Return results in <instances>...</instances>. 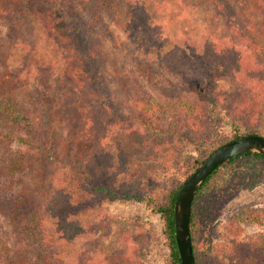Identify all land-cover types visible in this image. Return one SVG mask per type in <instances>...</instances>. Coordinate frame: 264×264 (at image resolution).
<instances>
[{
	"label": "trees",
	"instance_id": "trees-1",
	"mask_svg": "<svg viewBox=\"0 0 264 264\" xmlns=\"http://www.w3.org/2000/svg\"><path fill=\"white\" fill-rule=\"evenodd\" d=\"M123 1L130 9L128 21L136 24L128 33L134 43L164 47L172 42L168 29L159 23L161 16L165 18L162 9L171 0ZM229 1L227 8L224 0H204L201 8L212 14L203 20L208 36L203 38L201 53L192 44L187 52L171 43L159 61L170 75L185 79L199 73L192 55L201 65H220L222 72L215 78L226 77L234 84V92L216 90L202 96L192 89L187 94L173 89L163 105L136 86V75L110 74L100 39L90 37V26L101 22L100 13L112 10L115 1L0 0V31L4 19L21 14L32 31L47 34L60 56L55 68H36L33 80L6 77L0 67V140L26 148L24 153L0 155V214L20 231L13 245L0 237V264H135L141 259V247L132 240L129 244L125 235L120 256L109 257L99 250L112 224L127 226L124 219L106 210L97 223L82 224L76 218L101 209L105 199L118 198L142 203L160 216L166 264H181L174 226L180 187L219 146L242 136L264 137V125L255 128L258 120H264V0ZM78 30L84 31V43L77 38ZM132 55L139 66L147 61L135 52ZM24 64L28 68L29 56ZM110 78L127 107L125 113L115 107L117 96L108 87ZM218 105L228 108L231 123L247 115L253 128L241 130L234 125L228 137L221 129ZM164 124L170 133L166 141L144 135L146 128L153 129L154 135L164 133ZM184 135L197 156L177 167L173 164L176 139ZM27 151L41 163V169L33 165V188L23 179L15 180L25 168ZM142 151L159 163L156 167L161 172L177 170L183 179L163 184L160 193L159 181L139 174ZM263 177L264 155L247 152L225 160L205 178L191 206L189 232L195 264H224L208 263L209 248L202 246L209 235L203 225H213L224 203L239 189L254 188ZM239 214L228 225V264H264V239L248 243L239 239L242 224L264 223V209H244ZM131 229L134 236L141 231ZM63 242L71 246L63 250Z\"/></svg>",
	"mask_w": 264,
	"mask_h": 264
},
{
	"label": "rangeland",
	"instance_id": "rangeland-1",
	"mask_svg": "<svg viewBox=\"0 0 264 264\" xmlns=\"http://www.w3.org/2000/svg\"><path fill=\"white\" fill-rule=\"evenodd\" d=\"M112 1H115L112 10L103 9L100 13L101 22L98 21L96 24H92L89 30L91 38L95 36L100 39L99 44L106 53L108 72L110 74L114 75V72L122 71L136 75L139 80L136 86H141V89L146 90L153 102H159L163 105H165V101L173 89L180 91L182 94H187L186 90L192 89L202 96H210L216 90L234 92V84L226 77L215 78L216 74L222 72L220 65H201V60L192 55L200 67L199 73L193 78H190V74L188 79H185L184 75L181 78L170 75L161 61H159L163 53L168 51L167 49L170 48L171 43H177L187 52L190 51V45L192 44L196 47L198 54L201 53L203 38L208 36L203 20L210 19L212 14L207 8H201L204 0H171L170 5L162 9L161 12L165 13V18L161 16L159 23L168 29L170 38L172 36V42L164 47L157 45H146L143 47L136 42L134 43L128 33L131 29H135L136 24L127 19L130 12L128 5L123 0ZM224 2L227 8H230V1L224 0ZM82 7L83 5L79 6L78 3V9L82 10ZM90 8L89 6L87 7V9ZM77 36L81 43L85 42L84 31L78 30ZM132 52L145 58L147 60L145 64L139 66ZM27 56H29L28 68L24 64ZM59 59V50L55 47L53 41L47 34L32 31L21 14L2 21L0 31V67L5 72L6 77L13 79L28 77L33 80L32 74L36 68L41 65L55 68L59 63ZM108 82H110L108 87L112 91V95L117 96L115 107L118 106L122 113H125L127 107L121 102L122 97L117 84L111 81V78ZM216 113L222 118L221 129L228 137L231 136L234 125L241 130L253 128L250 126L251 123L247 115L231 123L228 116L229 110L225 106L218 105ZM263 125L264 120H258L255 128L261 129ZM143 130H146L144 134L146 137L155 136L156 139L152 138L160 143L166 141L167 134L170 135L169 131H166L167 126L165 124L164 129H162L164 133L158 131L154 135L151 128ZM188 141V135L178 136L176 139L177 146L173 164L177 167H181L186 160L197 156L194 146ZM0 143V155L3 153L5 156L6 154H20L26 150L23 146H14L12 140L10 142L5 138L0 140ZM138 158L140 163L139 174L159 181L160 193L163 192V184L179 182L183 179L177 170L161 172L160 168L156 167V164L158 165L159 163L153 157L150 158L144 151L139 153ZM23 162L25 168L23 172L15 176V180L23 179L24 182L31 183V188H33V165L35 164L38 169H41V163L34 154L28 153V151L23 157ZM250 208L256 210L264 209V177L259 180L254 188L239 189L233 197L224 203L213 225H203V230L209 235L207 236V242H203L202 246L203 248H209L206 254L208 263L215 260L224 264L230 262L229 222L232 217H239L241 215H238V213ZM103 210L108 211L113 216L124 219L127 226L123 223H114L110 226L108 233L101 238L99 246L101 253L109 257L120 256L125 248V243L121 242V236L125 235L128 237L129 244L132 240V243L137 242L136 244L141 247V259L135 264H166L168 250L162 233V220L157 213L146 208L142 203L118 198L114 200L105 199L101 203V209L79 214L76 218L82 224L97 223ZM45 227L50 229L48 223L45 224ZM133 227L141 228V231H138L140 232L138 236H134V231L131 229ZM241 228L242 232L239 235V239L242 242L248 243L255 242L261 238L264 239V223L261 225L245 223L241 225ZM18 232L20 231L14 230L8 224L7 219L0 214V237L13 245L15 242L14 237H17L15 234ZM62 246L64 250L71 245L68 242H63Z\"/></svg>",
	"mask_w": 264,
	"mask_h": 264
},
{
	"label": "water",
	"instance_id": "water-1",
	"mask_svg": "<svg viewBox=\"0 0 264 264\" xmlns=\"http://www.w3.org/2000/svg\"><path fill=\"white\" fill-rule=\"evenodd\" d=\"M255 152L264 155V137L247 135L233 139L206 157L180 187L174 204L175 240L181 264H195L189 232L193 197L207 178L225 160L238 154Z\"/></svg>",
	"mask_w": 264,
	"mask_h": 264
}]
</instances>
